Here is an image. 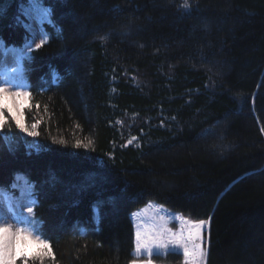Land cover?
Here are the masks:
<instances>
[{
	"label": "trees",
	"instance_id": "trees-1",
	"mask_svg": "<svg viewBox=\"0 0 264 264\" xmlns=\"http://www.w3.org/2000/svg\"><path fill=\"white\" fill-rule=\"evenodd\" d=\"M35 1L27 50L31 0H0L37 124L0 128V191L51 250L28 264H131L148 204L208 223L206 264H264V0Z\"/></svg>",
	"mask_w": 264,
	"mask_h": 264
},
{
	"label": "rangeland",
	"instance_id": "rangeland-1",
	"mask_svg": "<svg viewBox=\"0 0 264 264\" xmlns=\"http://www.w3.org/2000/svg\"><path fill=\"white\" fill-rule=\"evenodd\" d=\"M26 18L28 19V29L33 37L32 43L27 50L36 49L46 39L43 34L41 23L48 22L46 17L49 16L48 9H41L35 0H31L30 7L25 10ZM23 54V53H22ZM17 52L3 50L0 47V83H6L9 92L19 90L27 93V87L20 76V56ZM4 104L7 109H10L8 119L15 125L14 118L20 119L22 123L26 125L28 129L29 122H26L24 118L23 108L27 105L23 99L13 100L11 96H8L4 100ZM15 105V107H14ZM16 126V125H15ZM26 133V132H25ZM12 190H15L16 195H11L6 191H0V223L6 226H11V231L15 232L18 228L25 227L27 221H33L32 211L29 212V208L32 210V206L35 204V199L28 195L25 191V187L19 184H13ZM131 220L134 228V261L131 264H190L189 258L183 255V247L177 244H169L167 247H157L154 243L155 238L163 233L166 236H180L189 240V248L191 249V240L195 238V222L189 218L172 214L163 208L148 204L139 208L131 215ZM36 227V226H35ZM141 234L142 249L138 254L136 251V234ZM192 234L191 237L189 234ZM207 233L208 223L205 222L203 228V243L202 248L206 253L205 258L200 264H206L207 257ZM15 246L16 242H12ZM152 244L151 254L147 251V245ZM24 251L27 253L26 257H18L16 264H22L23 259H29L33 253L39 250V246L34 243H27L22 245ZM168 254H176L179 256V260L175 263L172 259L168 262L156 260L158 257H165Z\"/></svg>",
	"mask_w": 264,
	"mask_h": 264
},
{
	"label": "snow or ice",
	"instance_id": "snow-or-ice-1",
	"mask_svg": "<svg viewBox=\"0 0 264 264\" xmlns=\"http://www.w3.org/2000/svg\"><path fill=\"white\" fill-rule=\"evenodd\" d=\"M184 7H188L187 0H185ZM11 96L13 100L23 99L27 102L30 97L28 93L21 92L19 90L9 92L6 86V83H0V128H4L8 126V115L6 113H10V109H7L4 104V100ZM15 107V105H14ZM38 107V106H37ZM14 122L16 127L22 131L26 132L29 136H34L37 134L35 129L37 128V124L33 123L31 130L26 127L24 123L20 119L14 118ZM31 208H29V212H31ZM35 221H27L25 227L18 228L15 232L11 231V226H6L3 223H0V264H16V259L18 257H26L27 253L24 251V247L27 243H34L39 246V250L33 253L35 258L41 259L43 262V257L46 255H51L50 244L46 239H42L39 230L35 227ZM204 221H200L195 224L193 227L195 228V238L191 240L192 247L189 248V240L180 236H166L165 234H159L154 243L157 247H167L169 244H177L183 247V255L186 258H189L190 264H200L201 261L205 258L206 253L202 248L203 243V228ZM191 233L189 236L191 237ZM13 241L16 242L15 246L13 245ZM136 251L138 254L141 253L142 249V240L141 234L138 231L136 234ZM147 251L151 254L152 244L149 243L147 245ZM22 264H28V260L23 259Z\"/></svg>",
	"mask_w": 264,
	"mask_h": 264
}]
</instances>
